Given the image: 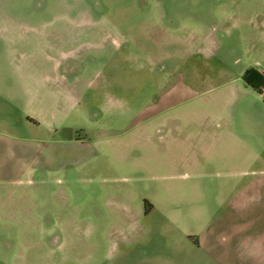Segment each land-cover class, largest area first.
<instances>
[{
    "label": "rangeland",
    "instance_id": "374dc122",
    "mask_svg": "<svg viewBox=\"0 0 264 264\" xmlns=\"http://www.w3.org/2000/svg\"><path fill=\"white\" fill-rule=\"evenodd\" d=\"M248 68L264 0H0V264H264Z\"/></svg>",
    "mask_w": 264,
    "mask_h": 264
},
{
    "label": "trees",
    "instance_id": "16d2710c",
    "mask_svg": "<svg viewBox=\"0 0 264 264\" xmlns=\"http://www.w3.org/2000/svg\"><path fill=\"white\" fill-rule=\"evenodd\" d=\"M245 82L262 92L264 88V73L257 68H248L244 74Z\"/></svg>",
    "mask_w": 264,
    "mask_h": 264
},
{
    "label": "crops",
    "instance_id": "0c3cea01",
    "mask_svg": "<svg viewBox=\"0 0 264 264\" xmlns=\"http://www.w3.org/2000/svg\"><path fill=\"white\" fill-rule=\"evenodd\" d=\"M38 123V122H37ZM256 241H255V239H254V242L252 243V245H251V247L249 248V255L248 254H246V255H248L251 259H253V258H255V253H256V250L254 249V248H257V245H256ZM197 246L201 249V251H204L203 249H202V247H201V242H200V244L199 243H197ZM202 246L205 248V246H204V244H202ZM206 249V248H205ZM206 250H208V249H206ZM204 252H206V251H204ZM207 253V252H206ZM218 264H227L226 262H217Z\"/></svg>",
    "mask_w": 264,
    "mask_h": 264
}]
</instances>
